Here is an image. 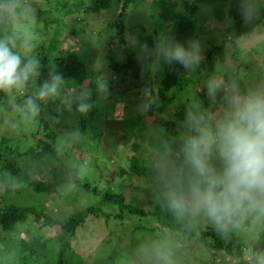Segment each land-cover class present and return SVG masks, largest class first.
Instances as JSON below:
<instances>
[{
	"label": "trees",
	"instance_id": "obj_1",
	"mask_svg": "<svg viewBox=\"0 0 264 264\" xmlns=\"http://www.w3.org/2000/svg\"><path fill=\"white\" fill-rule=\"evenodd\" d=\"M21 1L25 0H0V41L6 42L11 51L21 58L22 68L30 61L35 62V67L34 71L29 73L23 86L14 87L11 91L0 89V107L5 109L6 115L18 112V116H25L29 122H35L37 127L35 136L39 137V145L38 148L29 146L23 149L19 145H14L13 137L8 138L5 136L6 133H0V183H2L0 193L4 196L12 189L18 190L19 186L17 185L22 184L18 193H21L25 187H32L36 193L63 198L62 196L69 197L70 188L83 187L90 192L103 193V205L110 203L116 211L115 213L106 211L103 205L88 206L64 218H59L45 211L40 206L42 204L32 206L9 204L0 209V233L3 235L6 232L14 231L17 225H22L31 217L39 229L46 233L42 238H22L20 247L21 251L27 254L26 261H29L30 256L33 264H69L66 253L72 250L77 236L85 228L90 224L97 227L99 222L108 223L111 219L122 221L126 216L125 210H127L131 215L152 216L155 222L150 227L152 231H157L160 234L173 233L180 238H196L198 241L204 242L213 253V257L204 264H225L227 256L236 258V264H262L264 262V226L257 233L256 240L252 241L249 247H243L237 233L232 229H226L228 227L224 226V223L213 227H203L197 224L195 222L197 218L191 211L193 210L192 205L187 204L186 209L190 210L188 213L177 212L171 207V199L164 196L161 200H156L151 197L149 208L146 210L127 202L125 191L122 189L123 181L117 183L118 186H112V181L116 176L123 178L131 173L142 176L145 174L147 166L153 165L147 162L150 155L158 154L161 158L162 154L169 150L173 153L174 158L170 161H173L175 166L169 177L171 183L169 190L176 196L191 193L193 185L200 180V177L193 167L189 155L192 136L186 131L178 129V125L180 121H185L191 128H189L190 132L192 131L191 134L199 133L200 126L205 122L211 124L212 119L217 118L218 105L223 102L222 87L227 80L229 81L228 75H225L228 70L225 67L228 54L225 43L210 41V45L203 50L202 54L199 53L201 57L199 58L198 72H200V76L209 79L212 82L211 89L217 91L213 100L207 96L206 89L200 92L198 87H193L196 79H192L195 73V63L185 67L178 61H169L166 58L163 59L158 69L155 67L151 70L156 66L153 60L155 41L145 35L146 31L137 35L135 33L134 39L136 40L132 41V44L126 40L124 32L127 29L125 28L127 11L132 6H139L140 0H82L79 3V8L84 9L89 15L101 16L105 12L116 14L117 11H120L115 19L108 20V26L114 30L122 28L119 30L121 33L119 38L122 45L127 43V47L122 49L125 54L122 62L108 57L110 61L108 70L112 72L113 76H116L115 78L104 77L102 79V85L110 87V93L107 96L102 95L101 85L98 83H89L80 89V93L76 91L75 86L86 81L90 74L93 75L92 73L100 75L101 70L98 72L89 69L86 57L79 56L75 49L61 44L57 47L56 43H60L57 34L61 33L59 26L63 22L55 21L54 24L53 19L49 21L56 25L53 28V35L48 40L39 41L36 50L31 54L25 53L23 51L26 44L25 37L18 35L16 31L17 25L23 22V18L17 11ZM189 1L191 0H152L151 7L153 18L156 21L154 22L156 30L158 27L164 34L162 42L164 51L176 44L183 45L186 49L193 44L200 46L198 44L200 31L199 27L197 28L199 23L196 25L193 20L195 12L199 10L200 3L211 9L208 16L213 17L214 20L216 18L223 19V9L225 6H229L228 17L232 19V24L228 27L231 28L232 33L229 40L234 41V39H241L249 34H251L250 36L254 35L256 29L264 22V0H195L188 6ZM65 3L63 6L67 8L69 3ZM180 4H184L185 8L179 9ZM42 13L40 11L38 17H42ZM77 21H81V19L78 18ZM72 23H66V28L70 27ZM200 24V29L206 26L204 22H200ZM100 29L106 30V28ZM73 30L68 29L74 35L79 34L78 31ZM101 33L99 30L98 34ZM250 36L245 39L247 40ZM260 47L261 41L255 50ZM232 48L233 58L241 62L243 48L239 45V41H234ZM54 75L62 77L57 94L44 99L39 98L42 86L45 82H51ZM233 80L236 86L234 98L246 100L253 94L260 95L257 94V88L241 76L235 75ZM71 83H74L75 86H72ZM189 88L196 92L194 99L197 100V103L200 101L203 107L202 115L197 113L192 103L191 109L194 114L192 120L188 121L186 114L191 109H188L185 103H180L176 105L173 117H167L166 112L180 97L178 95L183 91L191 90ZM173 93L176 94L175 97L172 96ZM72 96L75 99H70ZM78 96L80 98L83 96V102L91 105L87 112L78 110V105L81 103ZM132 96H136L137 99L132 100ZM155 97L161 99L159 107L152 102ZM29 98L38 109L35 114L28 105ZM119 104H125V107H123L121 116L117 117L119 119L113 120L121 122L118 130H114L113 126L112 128H110L111 126L103 127L102 120L106 116V108L117 109ZM209 113L210 117L207 116ZM147 118H150V121ZM8 123H11L10 126L14 125L13 120ZM105 128L107 134H111L108 142L115 144V150L118 149L117 145L122 142L129 146L131 152L126 158L128 168L119 164L116 174L111 173L113 171L110 172V182L104 185L101 182L99 187L92 188L88 175L75 165L76 156L75 153H72L73 148H67L64 144L74 143L71 140L74 136H78L81 140L86 139L87 142H90L87 143L89 148L86 147V150L97 152L96 149L99 148ZM7 135L11 136V134ZM112 136L117 137L114 139L115 142H112ZM138 137L140 138L138 139ZM143 147L147 149L149 155L142 156ZM24 158L31 162H40V164H43L46 159L50 160L53 180L47 181L40 175L33 176L24 168ZM101 162L106 164V161ZM207 162L217 172L223 170L219 154L211 153L207 157ZM98 165L101 172H104L99 162ZM61 193L64 195L60 196ZM247 214L248 211L245 209L233 213L229 217L230 225L240 224L239 227L244 228L246 222L243 219ZM96 222L97 224H94ZM3 237L5 239L4 235ZM53 243H58V250L54 256L53 252L55 251L51 249ZM245 250L249 251L251 255L249 260H246ZM43 260L45 261L42 262ZM0 264L15 263L9 258H1Z\"/></svg>",
	"mask_w": 264,
	"mask_h": 264
},
{
	"label": "rangeland",
	"instance_id": "obj_2",
	"mask_svg": "<svg viewBox=\"0 0 264 264\" xmlns=\"http://www.w3.org/2000/svg\"><path fill=\"white\" fill-rule=\"evenodd\" d=\"M80 1L82 0L21 1L17 11H19V15L23 18V22L17 25L16 31L18 35H23L25 37L26 44L23 51L27 54H31L36 50L39 41L48 40L53 35V28L56 27V25H54L55 21L63 22L62 25L59 26L61 33L57 34L58 40L60 41V43H56L57 47L63 45L75 49V52L79 56L86 57L89 69L93 71L101 70L100 75L92 73L93 75L90 74V77L83 83L77 86H75L74 83H71V85H74L77 89L76 91L80 92V89L87 86L89 83H98L101 85V93L105 97L110 93V87L102 85V79L104 77L115 78L116 76H113L112 72L108 70L110 62L108 57L122 62L125 57L123 50L127 47V43L126 45H122L119 38L121 34L119 30L122 28L119 27L117 30H114L110 29L108 26V20L115 19L120 11H117L116 14L105 12L101 16H96L95 14L89 15L84 9L79 8ZM192 1L195 0L189 1L187 5L190 6V2ZM65 2L69 3L67 8L63 6ZM151 2L152 0H140L139 6H132L128 9L125 19V28L127 29L124 32V37L129 44H132V41L136 40L134 39L135 33L137 35L146 31L147 33L145 35L150 36L155 41L153 60L156 66L151 68V70H153L155 67H157V69L160 67V64L163 59H166V56L162 46L164 34L158 27L156 30V25L154 23L156 21L153 18ZM184 8V4L179 5V9ZM228 8L229 6L227 5L223 9L222 17L224 18H216L215 21L213 17L208 16L211 9L205 4L200 3L199 10L195 12L193 17L196 25L199 23V26H197L200 31L198 54H202L203 50L210 45V41L224 42L228 49L225 63V67L228 70L225 72V75H228L229 81L227 80L222 87L223 102L218 105L219 110L216 111L218 114L216 115L217 118H213L211 124L205 122L200 126L199 133H201V129H210L215 132L217 124L230 113V101L234 98L233 94L236 87L233 76L239 75L245 81L252 83L257 88V94L264 97V22L256 29L254 35H248L250 37L247 40L245 38L248 36L241 39H234V41H239V45L243 48L241 62H238L232 55V44H234V41L229 40V37H232V33L230 30L231 28L228 27L232 24V19L228 17ZM40 11L43 12L42 17H38ZM78 18H80L81 21H77ZM52 19L54 20V24L49 23ZM68 22L73 23L70 27L66 28V23ZM200 22L206 24L202 29H200ZM100 28H106V30H101ZM68 29H75L73 31H78L79 34L74 35L70 33ZM99 30L102 32L101 34H98ZM260 41L261 47L255 50ZM200 57L201 56H199V58ZM199 60L195 62V73L192 79H196L194 80L193 87H198L200 92L206 89L207 96L214 100L217 91L211 89L212 82H210L209 79L207 80L205 77L200 76V72H198ZM189 89L191 90L186 92L183 91L178 95L180 97L166 112L167 117H173L176 105L180 103H185L188 109H191L193 103L198 114L203 112L200 101L197 103V100L194 99L196 92H194L192 88ZM172 96L175 97L176 94L174 95L173 93ZM70 99L75 98L72 96ZM131 99L136 100L137 97L132 96ZM240 100L243 101L244 99L240 98ZM152 102L159 107L161 99L160 97H155L152 99ZM72 107H74L73 104ZM123 107H125V104H119L117 109L106 108V116L102 120L103 127L108 128L111 126L110 128H112L113 126L114 130H118L119 123L121 122L113 120L119 119L117 117L121 116L123 113ZM6 114L5 109L0 107V133H6L5 136L8 138L13 137L14 145H19L23 149L29 146L38 148L39 137L35 136L37 134L36 123L29 122L25 116H18V112L16 113L17 115ZM193 114L194 112L192 109L187 112L186 117L188 121L192 120ZM207 116L210 117V113L207 114ZM10 120L14 121V125L10 126L11 123H8ZM147 120L150 121V118H147ZM3 121H5L4 125L2 124ZM106 128L103 131L99 148L96 149L97 152L86 150V147L89 148L87 143L90 142H87L86 139L81 140L78 136H74L73 140H71L74 143L71 144L69 142L68 144H64L67 148H73L72 153H75L76 156L75 165L79 166V168L88 175L91 180L92 188L95 186L99 187L101 182L103 185L110 182V174H116L119 164L128 168L126 158L129 157L131 152L129 146L122 142L117 145L118 149L115 150V144L108 142V138L111 137V134H107ZM189 128L190 127L185 121L179 122L178 129L186 131L192 136V139L200 136V134L196 132L191 134L192 131L190 132ZM7 134H11V136ZM144 136H146V133H144ZM112 137V142H115L114 139H117V137ZM139 138L140 137H138V139ZM141 151L142 156L149 155L147 149L144 148ZM211 153L214 155L218 154L215 147H213ZM90 155L93 157H89ZM162 155L161 158L158 154L149 156L147 162L153 165L147 166L145 174L142 176L133 173L123 178L116 176L112 181V186H118L117 183L123 181L122 184L124 183V185L122 189L125 191L124 194L127 202L146 210L149 208L151 197H154L156 200H161L164 196L171 200L173 197L183 198L187 204L192 205L193 210L191 211L197 218L195 220L197 224L203 227L218 226L209 218L203 209H194L196 206L195 202L192 200L191 193L176 196L174 192L169 190L171 186L169 177L175 169L174 162L170 160L174 158L173 153L169 150ZM97 161L102 169H104V172H101ZM101 161H106V164H102ZM23 166L33 176L40 175L42 179L47 181L53 180L50 160L46 159L43 164H40V162H31V160L24 158ZM102 175L105 176L102 177ZM0 185L2 186V183H0ZM21 185L22 184L17 185L19 186L17 187L18 190H20ZM18 190L12 189L4 196L0 193V209L9 204L22 206L42 204L40 206L48 213L59 218H64L88 206L103 205V193L90 192L83 187L70 188L69 197L62 196L64 193L59 194L63 198L48 196L45 193H36L32 187L23 188L21 193H18ZM103 207L109 212L115 213L116 211L114 206L110 203L104 204ZM243 209L248 211L246 218L243 219L246 222L244 228H240V224L235 226L232 224L230 225L231 221L229 218L223 223L224 226L228 227L226 229H232L237 233V237L243 247H249L250 243L256 240L258 236L257 233L264 226V211H262L260 207L249 206L247 204ZM183 212L188 213L190 210L185 209ZM125 215L122 221L114 219L109 220L108 223L101 221L97 227L89 223L90 225L77 236L75 243H73L72 250L66 253L69 264H204L213 257L210 247L204 242L198 241L196 238H180L177 234L167 232L160 234L157 231L150 230V227L155 223L154 218L150 215H131L127 210H125ZM32 220L33 219L29 217L22 225H17L14 231L4 233L5 239L0 233V259L9 258L15 264L34 263L30 256L29 261H26L27 254L21 251V240L22 238H42L46 232L40 230L39 226ZM94 224H97V222ZM52 245L51 249L55 251L53 252L54 256L58 250V243H53ZM230 258L232 259H227L225 264H236L237 259L232 256ZM249 259L250 258H246V260ZM44 261L45 260L42 262ZM262 264H264V262Z\"/></svg>",
	"mask_w": 264,
	"mask_h": 264
},
{
	"label": "clouds",
	"instance_id": "obj_3",
	"mask_svg": "<svg viewBox=\"0 0 264 264\" xmlns=\"http://www.w3.org/2000/svg\"><path fill=\"white\" fill-rule=\"evenodd\" d=\"M169 61H178L185 67L199 60L198 46L190 48L176 44L165 51ZM35 62L21 67V58L8 44L0 41V89L11 91L23 86ZM62 77L54 75L39 92L44 99L57 94ZM80 112H87L90 104L81 98ZM230 113L216 126L215 132L201 129V134L190 141V159L200 180L191 190L197 210L203 209L217 225H222L233 213L247 204L264 211V97L253 94L246 100L233 98ZM28 105L33 114L38 109L31 98ZM213 147L219 154L223 170L217 172L207 162ZM183 198L173 197L171 207L177 212L186 209ZM246 258L251 255L245 250ZM227 256L225 260L232 259Z\"/></svg>",
	"mask_w": 264,
	"mask_h": 264
},
{
	"label": "built area",
	"instance_id": "obj_4",
	"mask_svg": "<svg viewBox=\"0 0 264 264\" xmlns=\"http://www.w3.org/2000/svg\"><path fill=\"white\" fill-rule=\"evenodd\" d=\"M248 258H250V257H248Z\"/></svg>",
	"mask_w": 264,
	"mask_h": 264
}]
</instances>
